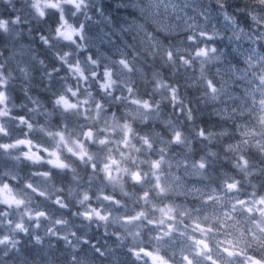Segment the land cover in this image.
Instances as JSON below:
<instances>
[{
    "label": "clouds",
    "instance_id": "clouds-1",
    "mask_svg": "<svg viewBox=\"0 0 264 264\" xmlns=\"http://www.w3.org/2000/svg\"><path fill=\"white\" fill-rule=\"evenodd\" d=\"M0 264H264V0H0Z\"/></svg>",
    "mask_w": 264,
    "mask_h": 264
}]
</instances>
